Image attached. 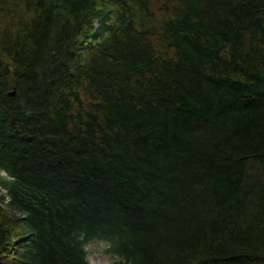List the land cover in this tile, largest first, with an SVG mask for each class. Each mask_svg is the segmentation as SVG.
Wrapping results in <instances>:
<instances>
[{
    "label": "trees",
    "instance_id": "1",
    "mask_svg": "<svg viewBox=\"0 0 264 264\" xmlns=\"http://www.w3.org/2000/svg\"><path fill=\"white\" fill-rule=\"evenodd\" d=\"M93 240L264 264V0H0V264Z\"/></svg>",
    "mask_w": 264,
    "mask_h": 264
},
{
    "label": "rangeland",
    "instance_id": "2",
    "mask_svg": "<svg viewBox=\"0 0 264 264\" xmlns=\"http://www.w3.org/2000/svg\"><path fill=\"white\" fill-rule=\"evenodd\" d=\"M106 244L103 241L93 240L86 244L88 261L92 264H110L112 258L105 252Z\"/></svg>",
    "mask_w": 264,
    "mask_h": 264
},
{
    "label": "water",
    "instance_id": "3",
    "mask_svg": "<svg viewBox=\"0 0 264 264\" xmlns=\"http://www.w3.org/2000/svg\"><path fill=\"white\" fill-rule=\"evenodd\" d=\"M8 94L11 95V96L14 95V94H15V89L13 88L12 90H10V91L8 92Z\"/></svg>",
    "mask_w": 264,
    "mask_h": 264
}]
</instances>
